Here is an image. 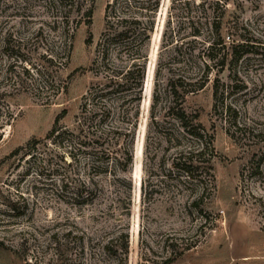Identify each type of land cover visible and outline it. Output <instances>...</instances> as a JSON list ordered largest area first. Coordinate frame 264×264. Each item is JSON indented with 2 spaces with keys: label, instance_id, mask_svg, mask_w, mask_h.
<instances>
[{
  "label": "rangeland",
  "instance_id": "rangeland-1",
  "mask_svg": "<svg viewBox=\"0 0 264 264\" xmlns=\"http://www.w3.org/2000/svg\"><path fill=\"white\" fill-rule=\"evenodd\" d=\"M113 1L0 0V264H264V0H161L146 61L99 48Z\"/></svg>",
  "mask_w": 264,
  "mask_h": 264
},
{
  "label": "trees",
  "instance_id": "trees-1",
  "mask_svg": "<svg viewBox=\"0 0 264 264\" xmlns=\"http://www.w3.org/2000/svg\"><path fill=\"white\" fill-rule=\"evenodd\" d=\"M181 1L182 0H173L174 3ZM183 1L188 2L189 0ZM206 1L210 0H204V2ZM119 2H122V4H120ZM160 2L161 0H114L113 3L108 4L105 17V32L103 34L102 44L100 43L99 45V48H102L103 54L108 55L107 52L109 51L110 47H112V44L114 42H116V44L118 43V41L119 43L124 44L136 43L135 50L137 52V58L135 59H141L142 57L138 56L142 51L140 50V48L144 45L145 42H150L151 34L154 31L156 17L160 7ZM218 25V27L220 28V31L217 35L218 40L217 42L209 46L210 48H212V50L218 49V52L215 56H210L209 53L208 57L210 61L217 60L218 65L223 68L226 66L228 55L231 56L232 61H239L241 57H237L236 55H238L239 51L243 49L247 44H240L241 42L237 43V41L239 40H236L235 37L237 35V30L239 29L236 26H230L226 29L222 26V22H219ZM223 28L226 29V34H223ZM226 38L229 41H232L229 42V45L227 44V42H225ZM123 50H126V48H123ZM227 51H229V54L225 53ZM142 59L144 61L147 60L146 56H143ZM141 79L143 80V75H141ZM85 124L86 123H84L83 125ZM60 130L61 129L57 127L56 122L54 128L48 133L46 140L52 141L51 143L59 148L70 147L71 150L70 152H66V155H68L72 160L76 159V156L73 153V150L76 146H78V151H81L80 149L83 147L85 149L90 148L94 150L95 148L93 144L102 146V144H106L108 141V135L105 136L97 130L93 132L89 131L87 134H84L82 136V138L86 139V142L88 141V143L83 142L81 140V136L75 137L73 134H70L68 132L59 133ZM104 151L105 158L103 160H105V162L103 163L111 165V162H113L114 160L115 168L122 169L123 172H126L133 162L132 151L130 152L128 151V149L123 150L120 153V156L118 154V151L117 153L115 152V154H113L109 150L108 152L106 150ZM19 152L20 149L14 151L12 157L18 155ZM103 170L104 172L108 171V169L105 167ZM84 186L85 185L81 184L77 195V199L81 200V202H79L80 205H87L95 199V195L93 194V192L86 198L83 196L84 193L90 191L89 189L86 190Z\"/></svg>",
  "mask_w": 264,
  "mask_h": 264
}]
</instances>
